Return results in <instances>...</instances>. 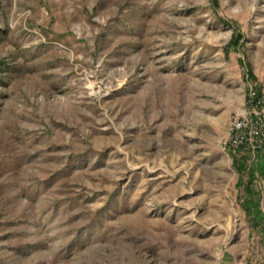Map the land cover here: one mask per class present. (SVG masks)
<instances>
[{
	"label": "rangeland",
	"instance_id": "rangeland-1",
	"mask_svg": "<svg viewBox=\"0 0 264 264\" xmlns=\"http://www.w3.org/2000/svg\"><path fill=\"white\" fill-rule=\"evenodd\" d=\"M264 0H0V264H264Z\"/></svg>",
	"mask_w": 264,
	"mask_h": 264
},
{
	"label": "built area",
	"instance_id": "built-area-1",
	"mask_svg": "<svg viewBox=\"0 0 264 264\" xmlns=\"http://www.w3.org/2000/svg\"><path fill=\"white\" fill-rule=\"evenodd\" d=\"M227 143L235 149L260 148L264 143V95L251 88L247 109L231 122Z\"/></svg>",
	"mask_w": 264,
	"mask_h": 264
}]
</instances>
